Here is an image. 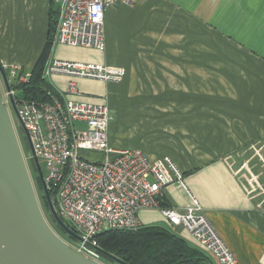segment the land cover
Here are the masks:
<instances>
[{
  "label": "crops",
  "instance_id": "obj_1",
  "mask_svg": "<svg viewBox=\"0 0 264 264\" xmlns=\"http://www.w3.org/2000/svg\"><path fill=\"white\" fill-rule=\"evenodd\" d=\"M58 8V0H0L2 71L32 69ZM104 42L99 51L53 36L44 67L62 60L119 68L118 82L43 79L59 98L106 104L118 115L108 128L111 148L168 157L181 170L186 190L167 185L162 205L181 210L191 195L239 264H264V198L239 173L241 155L264 151V0H136L105 11ZM70 80L75 95L66 93ZM137 216L141 227L160 226L216 264L156 209Z\"/></svg>",
  "mask_w": 264,
  "mask_h": 264
},
{
  "label": "built area",
  "instance_id": "obj_2",
  "mask_svg": "<svg viewBox=\"0 0 264 264\" xmlns=\"http://www.w3.org/2000/svg\"><path fill=\"white\" fill-rule=\"evenodd\" d=\"M135 1L58 0L54 42L103 51L105 11L118 5L132 6ZM7 73L2 101L8 113L10 107L14 110L28 141L31 155L23 159L37 162L40 177L36 165L35 174L41 192L50 195L56 216L77 236L72 241L75 247H71L75 252L101 263L97 235L107 230L138 229V212L156 209L170 226L183 228L216 264H239L191 195V205L181 210L161 206L167 185L178 183L186 190L182 172L170 158L150 161L139 149L109 146L111 114L106 104L59 97L46 102L25 100L16 95L13 86L26 82L29 74L18 76L15 68ZM50 74L118 82L123 71L52 60L43 70V75ZM66 93H78L72 80Z\"/></svg>",
  "mask_w": 264,
  "mask_h": 264
},
{
  "label": "water",
  "instance_id": "obj_3",
  "mask_svg": "<svg viewBox=\"0 0 264 264\" xmlns=\"http://www.w3.org/2000/svg\"><path fill=\"white\" fill-rule=\"evenodd\" d=\"M0 76L5 84L1 69ZM35 164L40 177L39 166ZM44 194L57 224L77 239L56 216L48 193ZM0 264H101L75 252L45 220L1 93Z\"/></svg>",
  "mask_w": 264,
  "mask_h": 264
},
{
  "label": "trees",
  "instance_id": "obj_4",
  "mask_svg": "<svg viewBox=\"0 0 264 264\" xmlns=\"http://www.w3.org/2000/svg\"><path fill=\"white\" fill-rule=\"evenodd\" d=\"M57 17V12L50 11L48 36L35 65L26 72L29 74L28 80L13 86L20 92L22 99L46 102L51 97H58L42 77L47 53L53 41ZM3 72L7 75L6 71ZM23 73L19 71L17 75ZM162 199L161 197V205ZM69 238L74 240L71 236ZM96 241L101 259L109 263L213 264L205 254L188 246L183 239L160 226H144L135 230H107L97 235Z\"/></svg>",
  "mask_w": 264,
  "mask_h": 264
},
{
  "label": "rangeland",
  "instance_id": "obj_5",
  "mask_svg": "<svg viewBox=\"0 0 264 264\" xmlns=\"http://www.w3.org/2000/svg\"><path fill=\"white\" fill-rule=\"evenodd\" d=\"M55 4H57V2L55 1ZM18 73V72H17ZM8 74V73H7ZM6 89L3 83V80L0 76V93L1 96L4 97V93H5ZM16 95L20 96V92L16 91ZM112 117H114L113 122L111 123V125L115 124L117 121V116L114 112H111ZM9 117L11 119L12 122V126L15 132V135L17 137V140L19 142V147L21 150V153L23 154V156L25 158H28L31 155L30 152V148L28 145V141L26 139L25 133L19 123V120L14 112V110L10 107L9 108ZM78 127H82L81 124H77ZM241 155V154H240ZM91 157L95 158L94 155H90ZM241 159H243L244 161L246 160L245 167H242L243 169L240 170V174L244 175L245 179H247V181L250 182V185H252L251 190H253V192L257 195V197H259L260 199L264 198V165L262 162H264V151L259 152L258 154L250 151L247 152L243 155L240 156ZM27 161V159L25 160ZM27 164L30 165V162L27 161ZM42 167V165H41ZM35 170V169H34ZM29 172L30 174H34L32 173V169L29 166ZM33 187H34V191L35 194L37 195V197L39 198L41 196V191L39 190L40 187L38 185V182H33ZM250 189V187H248ZM43 216L45 218V220L47 221V223L49 224V226L51 227V229L63 240L65 241L70 247L74 248L75 245L72 242V240L67 239L66 237L62 236L61 234H59L55 228L53 227V225L50 223L49 219H48V215L41 209ZM102 264H118L117 262L114 263H109L106 261L101 260Z\"/></svg>",
  "mask_w": 264,
  "mask_h": 264
},
{
  "label": "flooded vegetation",
  "instance_id": "obj_6",
  "mask_svg": "<svg viewBox=\"0 0 264 264\" xmlns=\"http://www.w3.org/2000/svg\"><path fill=\"white\" fill-rule=\"evenodd\" d=\"M18 141V140H17ZM19 144V142H18ZM25 166H26V169H27V172H28V175H29V178L31 180V183L33 184V182H38V178L35 174V165L36 164H33L31 161L30 162V165L27 164V161H25ZM29 166L30 168L32 169V173L34 174H30L29 172ZM41 191V189H39ZM36 195V194H35ZM36 198H37V201H38V204H39V207L40 209H42L47 215H48V219L50 221V223L53 225V227L55 228V230L61 234L62 236L66 237L67 239H69V234L67 233V231H65L62 227H60L57 222L55 221V219L53 218L51 212H50V209H49V206H48V202H47V199L45 197V194H43L41 192V196L38 198L37 195H36ZM49 199H50V195H49ZM42 212V211H41ZM43 214V213H42ZM70 240V239H69Z\"/></svg>",
  "mask_w": 264,
  "mask_h": 264
}]
</instances>
